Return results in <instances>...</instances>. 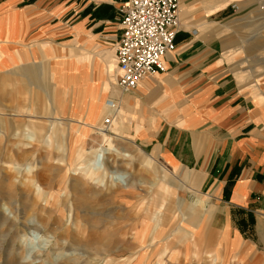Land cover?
<instances>
[{
    "label": "crops",
    "instance_id": "crops-1",
    "mask_svg": "<svg viewBox=\"0 0 264 264\" xmlns=\"http://www.w3.org/2000/svg\"><path fill=\"white\" fill-rule=\"evenodd\" d=\"M129 1L0 0L3 70L14 68L11 62L30 60L32 51L21 46L56 51L62 61L75 51L88 55L80 75L64 63L57 76L61 88L53 91L52 115L59 116L61 97L70 84L73 100L77 97L85 111L84 118L74 115L81 121L69 120L76 141L66 147L67 155L84 149L75 146L79 138L102 125L109 86L116 80L117 87L120 74L119 8ZM233 4L243 1L180 0V29L175 50L164 59L166 72L143 79L110 128L127 137L123 140L135 150L139 146L149 153L147 161L157 164L161 180L176 176L179 169L189 173L190 186H181L195 196L202 221L217 238L208 252L216 264H264V102L243 78L242 45L227 41L224 47ZM161 194L175 199L168 189ZM189 234L182 232L180 238L186 240Z\"/></svg>",
    "mask_w": 264,
    "mask_h": 264
},
{
    "label": "rangeland",
    "instance_id": "rangeland-1",
    "mask_svg": "<svg viewBox=\"0 0 264 264\" xmlns=\"http://www.w3.org/2000/svg\"><path fill=\"white\" fill-rule=\"evenodd\" d=\"M242 1L243 5L233 4L235 13L223 43L224 47L227 41L242 45L243 78L263 103L264 0ZM27 47L21 49L32 51L26 54L30 60L10 61L14 68H0V264H18L19 254L26 257L30 250L27 259L31 260L45 244L43 240L51 242L40 264H59L57 256L79 249L92 255L82 264H216L214 254L208 252L217 238L202 221L195 196L181 186H190L188 172L179 169L176 176L161 180L157 164L147 161L149 153L137 144L139 151L135 150L123 140L127 137L116 136L112 132L116 128L111 129L116 139L93 129L75 144L84 149L67 155L66 147L76 141L69 132V120L81 121L85 111L77 97L73 100L70 84L61 97L59 116L52 115L53 91L61 88L57 76L63 73L64 63H69L71 73L80 75L88 55L75 51L62 61L56 51ZM115 85L116 80L109 86L107 112L97 127H104V118L111 117L113 122L131 96L122 95ZM124 124L127 128V118ZM77 153L96 158L95 165L72 167L68 159ZM14 164L24 170L15 171ZM27 168L32 172H26ZM163 189L175 199L161 194ZM39 223L45 225L44 232L36 229ZM175 230L180 232L173 236ZM182 232L192 235L183 240ZM62 240L64 244L57 247Z\"/></svg>",
    "mask_w": 264,
    "mask_h": 264
},
{
    "label": "built area",
    "instance_id": "built-area-1",
    "mask_svg": "<svg viewBox=\"0 0 264 264\" xmlns=\"http://www.w3.org/2000/svg\"><path fill=\"white\" fill-rule=\"evenodd\" d=\"M179 4L180 0H130L120 7L122 35L116 60L122 94L133 93L143 79L166 72L164 59L175 50L180 29ZM111 123V117L105 119L104 129Z\"/></svg>",
    "mask_w": 264,
    "mask_h": 264
},
{
    "label": "bare ground",
    "instance_id": "bare-ground-1",
    "mask_svg": "<svg viewBox=\"0 0 264 264\" xmlns=\"http://www.w3.org/2000/svg\"><path fill=\"white\" fill-rule=\"evenodd\" d=\"M113 123V122H112ZM112 125V124H111ZM111 125L104 129V127H95L96 131H98L101 135L103 136H106V134L108 135V137L110 138H115L116 136L113 135V133L111 132ZM106 133V134H105ZM116 139V138H115ZM108 142H113L111 139L108 138ZM112 145V144H111ZM120 152L122 154H124L125 156H129L130 157V154L127 150L125 149H122L120 148L119 149ZM68 161L70 162L71 166H76L78 163H82L81 165H83V163L87 164L88 167L92 166L93 164L95 165L96 163V158H93V157H89V156H83L81 155L80 153H77L75 155H72ZM14 170L15 171H22L24 170L23 168H20L19 164H14ZM97 169V168H96ZM95 169V170H96ZM82 170V169H81ZM94 170V171H95ZM99 170V169H97ZM26 172H32V169L31 168H27L26 169ZM116 178V177H115ZM114 178V179H115ZM115 181H117V178L115 179ZM106 182V181H105ZM131 184H129L127 187L129 188ZM126 189V188H125ZM106 190V189H105ZM47 198V197H46ZM45 198V199H46ZM32 227L33 225L30 224L28 225V227ZM36 229L40 232H44L45 231V225H43L42 223H39V226H36ZM54 238V236H52ZM51 238V237H50ZM45 242V244H43L42 246H40L39 248H37V250L39 252H37V254L35 256H31V260H28L27 257L29 256L30 251L27 252L26 254V257L25 256H21L19 254V263L18 264H40L41 261V257H42V254L43 253H46V251L48 250L49 246H50V240H43V243ZM76 245H81L80 241H75L74 242ZM64 244V241H60V244L57 243V247H59L60 245H63ZM14 247V245H13ZM81 247V246H80ZM62 248V247H61ZM34 248H32L33 250ZM80 251V252H79ZM79 251L77 252H73V253H70V254H60L59 256H57V261L59 264H82V260L85 258V261L86 260H89L90 257L92 255H89L88 253L82 251L81 252V249H79ZM99 259V258H98ZM97 259V260H98ZM96 260V261H97ZM38 261V262H37ZM99 261V260H98ZM109 262V261H108ZM98 264V262L96 263Z\"/></svg>",
    "mask_w": 264,
    "mask_h": 264
}]
</instances>
